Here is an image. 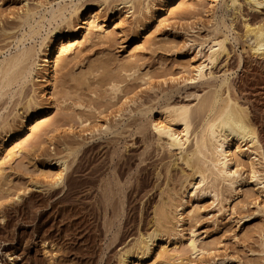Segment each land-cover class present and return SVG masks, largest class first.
I'll use <instances>...</instances> for the list:
<instances>
[{
	"label": "rangeland",
	"instance_id": "obj_1",
	"mask_svg": "<svg viewBox=\"0 0 264 264\" xmlns=\"http://www.w3.org/2000/svg\"><path fill=\"white\" fill-rule=\"evenodd\" d=\"M49 1L0 0V26L15 28L25 4ZM221 2L177 0L162 8L157 0L149 15L136 20L112 14L110 6L101 15L107 35L74 45L54 75V89L39 70L33 73L21 98L34 93L39 106L50 103V114L21 141V152L0 147V264H117L120 247L151 228L155 212L187 174L175 154L161 146L152 123L159 119L155 111L160 94L167 93L172 104L185 105L193 103L187 98L190 93L212 90L214 82L201 87L190 82L200 65L215 77L230 74L229 93L246 108L256 130L261 154L257 169L262 170L264 58L249 57L241 37L243 24L258 23L264 7L237 0L232 10ZM214 21L223 33L219 35L228 38V55L210 67L205 52L198 55L188 39L197 38L192 34L205 37ZM5 45L0 38L1 52L14 51ZM109 77L122 82L115 95L108 90ZM21 98L0 101V138L5 136V119L13 132L26 115L17 106ZM131 99L150 111L114 120L123 102ZM100 119L108 121L110 131L76 146L73 135L82 136ZM64 145L75 146V151L66 158L62 182L52 186L58 172L55 160L64 156ZM249 155L244 151L235 160L241 174L235 192L222 193L217 201L208 195L185 198V209L193 205L195 211L192 217L183 214L178 223L184 236L194 230L221 264H264V193L250 185ZM178 249L169 253L167 264L206 263L182 246ZM158 261L151 263L163 264Z\"/></svg>",
	"mask_w": 264,
	"mask_h": 264
},
{
	"label": "bare ground",
	"instance_id": "obj_2",
	"mask_svg": "<svg viewBox=\"0 0 264 264\" xmlns=\"http://www.w3.org/2000/svg\"><path fill=\"white\" fill-rule=\"evenodd\" d=\"M83 1L52 0L38 6L35 4L33 7L25 4L21 14L16 16L15 28L7 29L3 25L0 26L1 43L8 47L12 45L14 49L12 53L9 50L6 52H1L4 49L0 50V101L8 98L10 102L14 96L21 98L24 94L23 89L31 82L33 73L37 70L42 73L41 78L54 89V75L58 73L62 58L67 56L72 48L107 35L108 30L101 26L105 22V17H101L104 9L111 6L108 11L112 14H118L123 19L136 20L149 15L157 0H100L93 6ZM159 1L163 8L177 0ZM246 1L247 4L255 7H264V0ZM221 5L232 10L238 6L237 0H223ZM62 26L64 30L61 29L62 32H60ZM218 28L219 24L216 22L205 37L192 34L197 38L188 39L189 45L197 50L198 55L205 52L206 62L210 67H213L223 56L228 55L226 46L228 38L226 35H219L221 30L219 29V32ZM242 33L241 38L245 40L249 57L264 58V16L253 25L244 23ZM196 39L199 41L196 42ZM124 69L123 71L126 70ZM205 69V65L198 66L190 82L199 84L200 87L213 82L215 85L208 92L206 91L209 89L200 91L201 93H190L187 98L192 99L193 103L172 104L167 98V93L158 96L159 104L155 112L159 119L153 121L152 130L158 141L162 143L161 146L169 153L175 154L177 160L187 169V174L182 181L180 180L178 191L169 195L155 212L151 228L145 232H138L128 244L120 247L117 253V264H148L149 262L152 264L151 262L157 259L158 262L167 264L169 253H177L181 246L191 257L202 261L206 259L205 264H221L223 260L217 262L216 257L207 252L204 241L196 235L194 230L188 231V235L184 236L178 223L183 214L192 217L195 211L193 205L190 209H185V198L208 195L217 201L219 197H222V193L235 192L236 186L241 181L239 162L236 161V164L238 162L236 165L235 160L244 155V151L250 153L247 157L250 185L264 193V167L261 171L257 169L259 158L256 157H261V154H259L256 130L248 118L246 108L230 96V74L223 73L220 77H215L210 72V68L208 72ZM121 83L118 77L110 78L108 82L110 94L115 95L120 92ZM33 94L21 98L20 103L17 104V106L22 105L21 108L26 115L20 118L19 127L15 128V131L12 132L10 129L7 119L3 121L2 126H5V129L2 131L5 136L0 138V147L3 146L5 149L9 147L16 152H21L22 143H24L21 141L31 135L43 117L50 114V103L44 107L39 106L37 101L39 99ZM123 103L124 109L118 110L119 114L114 120L119 119L118 121L122 122L123 114L128 117L140 114L139 116L143 117L145 116L143 114L151 109L137 107L132 99L125 100ZM11 114L6 118L14 116L16 112L12 116ZM196 120L197 126L194 127ZM109 131L108 121L100 119L92 127L83 131L82 136L73 135L74 139L78 140L74 143L76 146L82 145L86 140ZM6 142L7 145H5ZM73 148L75 146L67 145L62 148L64 156L55 160L58 172L53 176L50 185L56 186L62 182V173L67 170L66 158L75 151ZM252 155L254 157L251 159Z\"/></svg>",
	"mask_w": 264,
	"mask_h": 264
}]
</instances>
